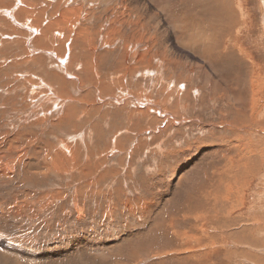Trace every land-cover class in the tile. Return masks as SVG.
I'll list each match as a JSON object with an SVG mask.
<instances>
[{
    "label": "rangeland",
    "instance_id": "374dc122",
    "mask_svg": "<svg viewBox=\"0 0 264 264\" xmlns=\"http://www.w3.org/2000/svg\"><path fill=\"white\" fill-rule=\"evenodd\" d=\"M185 1L0 0V264H264L263 1L239 86L179 44ZM235 175L244 233L205 211Z\"/></svg>",
    "mask_w": 264,
    "mask_h": 264
},
{
    "label": "bare ground",
    "instance_id": "6f19581e",
    "mask_svg": "<svg viewBox=\"0 0 264 264\" xmlns=\"http://www.w3.org/2000/svg\"><path fill=\"white\" fill-rule=\"evenodd\" d=\"M262 1H263V3L261 4V6L264 9V0H262ZM185 2H187V3H183L182 6H180L178 9L175 8L174 11H167V14L169 16H172L171 17L172 19H175V22H174L175 23V31L180 36L178 38L179 44L181 46H183L185 49H187L190 53H194L196 55L201 56V58H203L205 61L212 62L215 66H217L218 71L222 72V71L226 70V72L228 74L229 82L231 83V85L239 86V84L241 82V78L245 77V76L246 77L249 76L250 84H253L252 75H251L252 74L251 73V66H249L247 64L246 59H244V57H243V55H245V53H247V52L242 53L238 47V44H236L237 39H239V37L241 36V32H243V29L246 26V24H245L246 19L245 18L249 14L248 10H246L244 7V0H186ZM195 8H199L200 11H198ZM263 23H264V20H263ZM180 38L182 41L179 40ZM226 41L228 42V44H226ZM182 42H184L185 44H182ZM181 55H183V54H181ZM81 57H83V56H81ZM85 58L87 59L86 55H85ZM252 63H253V61H252ZM82 64H84L85 68H88V65L86 63H82ZM87 71H88V69H87ZM253 71H254V69H253ZM249 73H250V75H249ZM236 92L239 94L244 93V95H245V92H243V91H240V92L236 91ZM253 99H254V97H253ZM165 102H167V101H165ZM248 116H249V114L245 117H248ZM239 120L241 122H245V119H242V117L239 118ZM216 141H217V139H216ZM230 144H232V143H230ZM6 149L8 150V147H6ZM254 151H256V150H254ZM250 152H252V154H253V150L252 151L250 150ZM242 154H243V152H242ZM246 157H247V161H248L247 164L250 165L249 168L246 167L247 164H246V162H244V164H246L245 166H240V167L238 166V169H233L230 167V166H232V163L230 162L229 173L234 174L235 172H237L241 175H245V174L248 175L249 173L256 171L254 169L256 168V166L258 167V165H256L258 163V160H256V158L250 159V157H248V156H246ZM7 159L9 161L7 164L4 163V165H2V166L0 165V168L3 169L2 171H0V176L2 175L4 177L8 178L7 181H9V177L7 176V173L11 172V170L13 171V173L15 172L14 171V165H13L15 163V161H14V159H12L10 157H7ZM5 162H7V161H5ZM37 162L38 161L31 162L29 164V169L26 171L27 175H33V173H35V174L38 173L40 166L38 165ZM241 163H243V162H241ZM257 170H258V168H257ZM4 177H2V178H4ZM0 179H1V177H0ZM243 179H244L243 176L239 177V176L235 175L232 178V182L230 181V183L232 185H234L235 188H232L229 190L227 188L226 184L223 185V191L220 192V196H219V200L223 201V202H218L214 206H212L209 210H205L208 214L209 213H210V215L213 214L214 218L216 215H219L220 213L225 214L223 217V219H224L223 228L226 225L225 220L228 219L227 215L229 214L232 206L235 205L234 204L235 201L238 200L237 199V197H238V195H237L238 190L237 189H238V186L240 185V183H242L241 180H243ZM4 181H5V178H4ZM223 184H224V182H223ZM199 196L200 195H198V198H200ZM202 198H204V197L200 198L199 203L201 202ZM19 200L17 199V201H19ZM34 202H36V201H34ZM188 203L190 204V202H188ZM35 205H37V204H35ZM188 208H191V207L189 205H187L186 209H188ZM202 208H207V207L202 204ZM41 209H43V208H41ZM187 211H190V209ZM41 212H43V211L41 210ZM240 217L238 216V218H234V219L231 218L232 221L231 220L228 221L226 226H232V224H228V223H236L238 225H237V227H235V229H243L242 233L246 232L248 227L242 226V224L245 223V221L243 220L242 217H241L242 219ZM245 225H247V224H245ZM234 226H236V225H233L232 227L234 228ZM175 231H177V230H175ZM175 234H177V233H175ZM177 236H179V235H177ZM213 237H215V236H213ZM241 237H239V238H241ZM250 237H252V236H250ZM239 238H238V240H239ZM245 239H247V238H245ZM252 239H253V237H252ZM213 240H214V238H213ZM249 240H246V241L249 242ZM181 242H180V245H182ZM252 243L254 244V246H257L260 244V242L258 243V242H254V241H252ZM206 253L207 252H205V256H206ZM244 254H245V252H244ZM189 263H190V261L185 262V264H189Z\"/></svg>",
    "mask_w": 264,
    "mask_h": 264
}]
</instances>
